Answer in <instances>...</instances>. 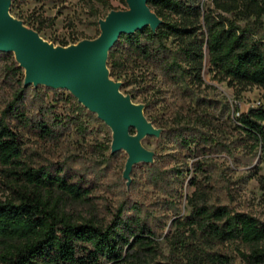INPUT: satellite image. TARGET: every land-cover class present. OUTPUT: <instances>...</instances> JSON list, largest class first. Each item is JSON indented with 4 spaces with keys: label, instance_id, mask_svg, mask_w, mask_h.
<instances>
[{
    "label": "trees",
    "instance_id": "16d2710c",
    "mask_svg": "<svg viewBox=\"0 0 264 264\" xmlns=\"http://www.w3.org/2000/svg\"><path fill=\"white\" fill-rule=\"evenodd\" d=\"M30 1L45 0H12L11 12L17 3ZM85 1L90 23L100 26L99 21L112 10L110 2ZM210 2L213 8H206L198 0L149 1L161 25L156 31L147 27L135 34H123L107 61L110 77L115 82L122 81L124 87L136 83L128 79L129 69L142 66L160 73L163 82L180 96L183 102L171 115L157 125L151 122L161 130V138L195 160L192 185L199 192L210 181L220 182L209 161L220 148L230 157L233 145L248 152L259 148L264 152V104L246 112L239 113L238 108L233 111V128L229 132L233 140L228 142L216 136L215 129L223 125L211 112L210 98L199 92L205 86L202 74L206 57L213 78L226 82L238 94L253 87L264 90V0ZM47 21L36 20L34 30L41 34L50 27ZM57 43L63 47L69 44ZM0 68L4 74L0 93L8 94L0 97L4 107L0 112V164L6 176L23 185L14 190V197L7 203L0 201V264H117L123 248L130 245L128 238L135 239L134 246L151 244V230L139 223L132 227L122 209L105 226L90 221L71 223L49 212L45 196L51 191L79 200L86 190L71 182L63 166L53 172L28 163L22 133L40 132L45 140L57 142L64 137L61 128L84 137L89 133L88 122H103L72 94L64 98L51 88L26 87L18 79L24 70L14 54L0 53ZM60 108L64 109L62 114ZM145 166L154 185L167 187L166 174L171 170L163 171L155 162ZM174 172L181 179L183 173ZM220 187L224 188V184ZM192 210L211 242H239L248 250L243 254L248 264H264L263 222L207 201L194 203Z\"/></svg>",
    "mask_w": 264,
    "mask_h": 264
},
{
    "label": "rangeland",
    "instance_id": "374dc122",
    "mask_svg": "<svg viewBox=\"0 0 264 264\" xmlns=\"http://www.w3.org/2000/svg\"><path fill=\"white\" fill-rule=\"evenodd\" d=\"M108 1L111 11L128 10L126 0ZM198 1L206 8H213L210 0ZM97 6L102 8L100 3ZM11 15L31 30L35 29L36 20H48L46 23L50 27L40 35L57 47L60 46L57 42L61 41H67L68 46H72L84 40H94L100 33V26L90 23L85 0L17 3ZM25 74L24 70L18 79L25 81ZM202 75L205 86L199 92L210 98L211 112L223 125L215 129V134L219 139L231 142L233 137L229 132L233 128V111L238 108L239 113L246 112L259 103L264 104V90L253 87L238 94L226 82L213 78L207 57ZM127 76L136 83L124 87L119 81L121 93L135 104L142 105L145 117L150 122L155 121L156 125L183 102L175 89L163 82L158 72L135 66L129 69ZM3 79V69L0 68V83ZM70 94L67 90H57V95L64 98ZM0 95L5 98L8 94ZM52 98L51 93L49 101ZM31 100L29 96L27 101ZM3 108L0 99V112ZM63 111L59 109V113ZM88 127L89 133L84 137L61 128L64 137L57 142L45 140L40 132L22 133L24 159L28 163L50 168L53 172L63 166L71 182L86 190L79 200L51 191L45 198L46 207L52 215L71 223L90 221L105 226L122 209L124 219L132 227L138 223L145 224L152 232L149 234L151 244L134 246L135 239L128 238L130 245L123 248L122 258L117 264H248L243 257L248 253L245 245L239 242H211L203 234L198 216L192 209L194 203L207 201L228 206L264 223V152L261 148L248 152L233 145L232 157L220 148L219 153L209 158L216 180L220 182L211 184L210 181L199 192L192 185L196 176L195 160L165 138H141L140 144L152 154L153 163H158L163 171L171 170L166 174L167 187L164 188L152 183L144 163L136 165L129 177H125L129 154L125 150L112 153V130L104 122L102 125L93 120L88 122ZM133 130V135H137ZM4 169L0 164V201L7 203L14 197V190L23 185L14 177L6 176ZM174 170L183 173L181 179L176 178ZM221 183L224 188L220 187Z\"/></svg>",
    "mask_w": 264,
    "mask_h": 264
},
{
    "label": "water",
    "instance_id": "95a60500",
    "mask_svg": "<svg viewBox=\"0 0 264 264\" xmlns=\"http://www.w3.org/2000/svg\"><path fill=\"white\" fill-rule=\"evenodd\" d=\"M149 1L126 0L128 10L111 11L99 21L100 35L96 39L57 47L13 18L12 0H0V53L15 55L26 72V87L67 90L96 114L112 130V153L125 150L129 154L125 177H129L136 165L153 163L152 154L139 140L160 137L161 130L145 117L142 105L121 93V85L110 77L107 61L123 34H135L147 27L156 31L161 25ZM133 129L137 135L131 134Z\"/></svg>",
    "mask_w": 264,
    "mask_h": 264
},
{
    "label": "built area",
    "instance_id": "2783aa9c",
    "mask_svg": "<svg viewBox=\"0 0 264 264\" xmlns=\"http://www.w3.org/2000/svg\"><path fill=\"white\" fill-rule=\"evenodd\" d=\"M259 105H261V104L259 103L258 105H256V106H253V107H257V106H259Z\"/></svg>",
    "mask_w": 264,
    "mask_h": 264
}]
</instances>
